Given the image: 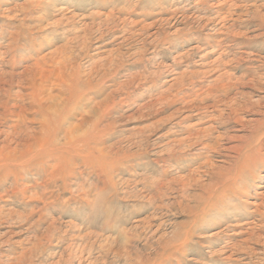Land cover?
Segmentation results:
<instances>
[{
	"label": "rangeland",
	"instance_id": "rangeland-1",
	"mask_svg": "<svg viewBox=\"0 0 264 264\" xmlns=\"http://www.w3.org/2000/svg\"><path fill=\"white\" fill-rule=\"evenodd\" d=\"M0 264H264V0H0Z\"/></svg>",
	"mask_w": 264,
	"mask_h": 264
},
{
	"label": "bare ground",
	"instance_id": "bare-ground-1",
	"mask_svg": "<svg viewBox=\"0 0 264 264\" xmlns=\"http://www.w3.org/2000/svg\"><path fill=\"white\" fill-rule=\"evenodd\" d=\"M64 59V58H63ZM62 59V60H63ZM59 62V61H58ZM61 62V61H60ZM64 61H62L61 62V68L60 69H58V71L60 72V86H62V88H64V75H63V73H62V71H64V67H63V63ZM61 88V87H60ZM62 93V92H61ZM55 98V97H54ZM54 98H53V100H54ZM55 102H57V107H60V108H58L59 110H60V113L62 114L63 113V109H64V107H65V99H64V97H63V95H62V98H59L58 100H56L55 99ZM52 107H54V103H53V106Z\"/></svg>",
	"mask_w": 264,
	"mask_h": 264
}]
</instances>
